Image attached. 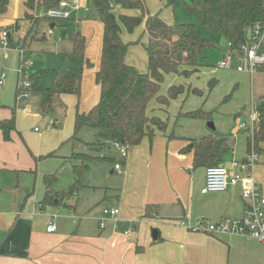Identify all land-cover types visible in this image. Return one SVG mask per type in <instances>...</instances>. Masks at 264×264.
<instances>
[{
	"label": "crops",
	"instance_id": "0c3cea01",
	"mask_svg": "<svg viewBox=\"0 0 264 264\" xmlns=\"http://www.w3.org/2000/svg\"><path fill=\"white\" fill-rule=\"evenodd\" d=\"M11 2L9 0L7 8H10L9 13L6 11L0 16V30L6 29L12 42V37L16 36L25 43L30 25V19L25 17V0H14L13 6ZM80 3L90 8L82 0ZM132 10L119 6L114 8L116 14L138 15ZM80 11L86 15L89 10ZM44 13L45 10L40 9L38 12L33 11V16L42 17ZM47 21L50 27L55 26L53 21ZM55 22L63 26L62 21ZM91 24V20H83L80 33L85 37L84 55L89 62L82 65V71L87 67L93 70L85 71L86 80L80 78L78 99L74 94L57 96H67V101L72 100L73 120L76 104L79 112H87L99 99L100 89L95 82V71L100 59L102 25L100 23L99 33L95 32L93 37ZM121 38L129 43L125 61L140 71H146V52L130 46L133 41H125L123 36ZM17 61L20 62V57ZM202 69L185 78L189 85H183L182 92L174 98L160 102L154 97L149 101L148 114L164 121L165 128L153 127L152 139L144 137L138 145L129 147L125 160L115 161L114 155L109 153L111 144L101 150H91L94 157L112 159L95 161H115L114 165L120 163L124 167L122 173H118L114 165L109 170L110 174L116 172L122 175L119 193L107 192L106 185L97 187V192H90L88 189L95 186L80 182L73 194L61 195L49 203H42L47 189L44 175L54 173L63 179L59 185L55 178L50 186L53 194L67 188L73 180L72 172L64 170L61 177L60 170L55 169L57 162L60 163V159L55 157H65L66 151L58 148V141L54 145L44 146L43 140H40L42 132L35 128L34 134L39 140L37 143L31 142L22 135L17 120L8 140L4 139L0 129V264H264V242L247 235L210 234L190 229L200 219L214 222L223 217H240L244 201L240 184L230 185L223 192H200L206 166H193V152L184 150L189 139L209 134L214 137L228 136L231 148L219 163L245 160L248 154V133L245 130L234 132L230 128L225 133H216L221 120L216 121V127L212 130L207 126V120L192 119L186 115L192 110L213 105L207 102L209 93L205 94L203 90L204 87L206 89L204 85L209 74H205L202 83H194L195 77L199 79L204 73ZM176 75H165L160 96L166 95L169 86L180 84L181 79L178 77L182 76ZM241 79L242 86H245V76H241ZM5 83L0 84V121L10 116L11 102H16V80L12 78L4 86ZM236 85L238 87V83ZM193 87L201 89L203 94L192 93L190 88ZM263 93L262 82L256 103ZM204 95L205 100L202 99ZM250 99L253 101L252 95L243 106L235 104L233 119H238L242 110H248L246 106ZM29 109H22V112L28 113ZM51 125L55 126L56 122ZM46 127L49 128L50 124ZM239 138L243 141L244 150L235 152L234 144ZM259 146L258 160L251 170L264 193V142ZM51 151H55L56 155L40 158ZM47 161H52L51 168L46 164ZM112 207L119 208L117 224L107 217L104 227H100V211ZM148 208L149 214L146 213ZM51 221L56 226L54 231L47 230ZM181 221L186 225H181ZM130 226L134 229L128 235L124 234ZM152 229L157 230L155 238Z\"/></svg>",
	"mask_w": 264,
	"mask_h": 264
},
{
	"label": "trees",
	"instance_id": "16d2710c",
	"mask_svg": "<svg viewBox=\"0 0 264 264\" xmlns=\"http://www.w3.org/2000/svg\"><path fill=\"white\" fill-rule=\"evenodd\" d=\"M59 1L25 0V17L28 19L36 17L35 24L38 26L42 20H48V18L33 16V11L47 10L58 5ZM8 4L9 0H0V16L7 11ZM93 6L97 10L102 25L100 59L95 71V82L99 85L100 93L97 103L87 112H79L76 104L73 120L74 133L71 138L77 139V131L87 125L94 132V140L89 143L91 150H101L112 141L128 144L129 147L138 145L144 137L152 139L153 127L165 128L164 121L148 114L149 101L156 97L160 102H166L183 90L182 84L171 85L166 95L160 96L158 93L165 75L173 73L186 78L192 73L199 72L206 66L201 59L202 51L213 44L192 23H168L160 17L159 13L148 12L145 0H93ZM115 6L136 9L139 15L116 14ZM189 12L198 18L204 29L221 33L234 49L244 44L247 29L255 24L264 25V0H204L202 9L189 7ZM142 23L147 34V42L144 45L147 56L146 71H140L125 61L124 56L129 43L121 38L122 26L126 31L132 32ZM41 38H45V35H41ZM7 42L12 44L9 37ZM71 43L72 53L68 57L72 65L43 69L31 76L30 92L31 95H37L40 98L43 113L53 110L55 96L74 94L77 99L79 98L82 65L89 63L84 55V35L75 31L71 36ZM256 71L262 75L264 86V62L256 66ZM48 76L51 78L50 84L45 85L42 80ZM217 84V79H210L207 83L209 92ZM236 88L235 84L224 99L228 98ZM190 91L200 96L203 94L197 87L190 88ZM16 95L15 85V100ZM255 109L258 122L252 139L249 135L246 138L248 151L252 144L258 151L260 143L264 142V93L259 97ZM210 113L211 111L198 108L186 115L209 121ZM14 128L15 113L12 107L10 116L0 121V129L5 140L9 139V133ZM230 148L231 140L228 136L214 137L209 134L190 138L184 150L193 152L194 167H207L218 164ZM55 155L56 152L51 151L44 156L41 155L40 158ZM69 157L75 159L78 164L72 168L71 184L60 192H55L59 195L73 194L76 191L81 182L82 171L91 161L108 158L94 157L84 152L75 153V151H72ZM55 178L54 173L43 177L47 187L41 200L44 204L57 198L50 190ZM146 213H150L149 208Z\"/></svg>",
	"mask_w": 264,
	"mask_h": 264
},
{
	"label": "rangeland",
	"instance_id": "374dc122",
	"mask_svg": "<svg viewBox=\"0 0 264 264\" xmlns=\"http://www.w3.org/2000/svg\"><path fill=\"white\" fill-rule=\"evenodd\" d=\"M11 1L13 6L14 0ZM82 1L90 7L87 14L84 15V13L81 11L71 12L70 17L62 21L63 26L53 21L55 26L51 27V34L48 33L50 23L47 20L41 21V23L36 26V17H33L30 18V25L26 32V35L28 37L25 43H22L21 38L13 36L12 44H4V40L0 37V74L3 71L6 72V83L11 81L12 78L17 81V62H19L17 61L18 57H20V60L22 62H26L28 64L30 76L37 72H40L43 69L59 68L69 65L71 62H69L67 56L72 53V43L70 41V37L75 31L81 32L83 20H91L92 24L90 25V29L94 32L93 37H95V32L99 33L100 20L97 10L93 6V0ZM203 2L204 0H172L171 2H167L166 0H145L148 12L159 13L160 17L168 23H192L198 30L201 31L204 37L208 38L211 41L213 45L211 47L203 49L201 54V59L206 65L202 69V72L204 73L200 76L202 80L200 82V78L196 79V76L194 83L196 85L202 83L205 79V74H209V78L206 79V83L204 85L206 86V89L205 87L204 89L202 88L205 91V94H208V81L212 78L219 80L218 84L209 92V95L207 97V102H209V104L213 103V105L210 108L203 107L202 109L211 111V120L209 121H212L214 123V126L217 120L222 121L218 123L217 127L215 126L216 133H219L220 131H223L225 133L230 128L233 129L232 131L237 132V124L246 119L248 110H242L238 116V119H233V115L236 112L235 104L242 105L243 103H245V100L247 101L249 99L250 95H252L253 103L255 104L257 95L262 90L263 78L262 75L256 71L251 76L250 81L249 72L233 69L237 65H243L241 63V60L239 59V55L234 51L231 52L233 68L226 69L216 66L218 61L222 59L223 55L227 51H229L230 48L228 41L221 33H216L208 29H204L201 26L198 18L190 14L189 7L202 9ZM7 11L9 13L10 8ZM132 12L139 15V11L136 9H133ZM41 35H45V38H41ZM121 36L126 39L125 41H133V43H130V46H133L138 50L141 49L143 52L145 51L144 45L147 42V34L144 31L143 24H139L132 32H128L125 28H122ZM92 70L93 68L89 67L83 69L80 74L81 77L86 80L85 71L87 72ZM243 75L247 80L245 82V86H242L241 76ZM182 77H178L179 79H181L180 84L189 85L185 77ZM43 82L45 83V85H49L50 78L45 77L43 79ZM164 82L165 78L160 85L159 92L160 90H162ZM6 83L4 84V86L6 85ZM236 83H238V87L231 93L228 98L224 99L225 96L230 93L232 87ZM205 98L206 96L202 99L205 100ZM24 106H29L30 109L28 113L22 112V108ZM11 107L15 108V121L17 120L19 130L21 131L23 136L25 135V137H27L31 142L37 143L39 138L36 134H34V128H37V130L42 132V138L40 140H43L44 146L54 145L58 141V148L61 149V151H66L65 155H67L65 157H60L59 155V157H55L60 159V163L57 162L55 169H57L58 171L60 170L61 177L62 171L66 170L68 173H71L73 166L75 164H78L74 163V160L69 157V154H71L70 152L72 150H74L75 153L84 152L93 156L91 149L88 148L89 141H92L93 139V129L91 127L87 125L82 126L77 131V139L71 138V135L74 133L72 113L73 102L72 100L67 101V96L65 98H57V96H55L53 100V110L48 113H43L41 111L40 98L37 95L33 94L28 95L27 98L18 99L15 103L14 100H12ZM246 107L248 108L249 105L247 104ZM190 118L201 119L195 117ZM52 122H56V125L52 126ZM47 124H50L49 128L46 127ZM239 139H237L234 144L235 152L244 150L243 141H241V138ZM94 149H97V147H94ZM109 153L114 155L115 161L125 160V157L122 156L118 151H115L113 147H111ZM51 162L52 161H47L46 163L50 168L51 164H53ZM114 162L95 160L91 161L89 165L82 171L81 182L84 184L88 183L90 186H95L92 189H88L90 190V192H97V187L106 185L107 192L112 194L119 193L122 186V175L116 172H114L113 174L109 173V170L112 169ZM122 168L124 167L122 166ZM56 178L59 185H61L63 183V179L58 178L57 174ZM54 195L57 197L59 196L58 198L61 197V195L56 193ZM102 210L100 211L101 214Z\"/></svg>",
	"mask_w": 264,
	"mask_h": 264
},
{
	"label": "built area",
	"instance_id": "2783aa9c",
	"mask_svg": "<svg viewBox=\"0 0 264 264\" xmlns=\"http://www.w3.org/2000/svg\"><path fill=\"white\" fill-rule=\"evenodd\" d=\"M81 9L88 11L89 8L82 6L80 0H60L58 5L45 10L44 16L50 21H59L68 19L71 12H78ZM48 33H52L51 27L48 29ZM0 37L4 40V44L8 43L7 39L9 33L6 29L0 30ZM227 51L221 60L218 61L217 67L219 68H232V53L236 52L239 55V59L243 65H237L235 68L238 71H247L250 76L256 72V66L264 62V25L255 24L251 28L247 29L244 44H241L238 48H231ZM17 95L16 101L21 98H27L31 94L30 88L32 86V78L29 75V66L26 62L20 63L17 67ZM6 78V72L3 71L0 74V84H3ZM253 101L250 99L248 107V115L246 119L237 124L238 130H245L252 139L255 125L258 122V114L255 109ZM24 111H28L29 106L22 108ZM37 130V128H35ZM122 156L126 157L129 149L128 144H123L118 141L110 142ZM259 153L257 149L250 146L245 161H231V167L228 168L223 163L215 165H209L205 167L204 182L200 189L201 193L207 192H223L230 185L240 184L241 195L244 201L243 213L238 218L223 217L218 221H210L206 219H200L190 229L194 231H202L210 234H239L247 235L258 241L264 242V193L260 190V187L256 183L252 175V167L258 160ZM115 170L118 173L123 172L122 164L115 163ZM235 171H232L234 170ZM118 207L104 208L102 210V216L100 218L99 225L104 227L105 218L110 217L115 224L118 221ZM181 225L185 226V222L181 221ZM56 228L53 221L49 223L47 227L48 231H54ZM134 229L130 226L124 231V234L128 235Z\"/></svg>",
	"mask_w": 264,
	"mask_h": 264
},
{
	"label": "water",
	"instance_id": "95a60500",
	"mask_svg": "<svg viewBox=\"0 0 264 264\" xmlns=\"http://www.w3.org/2000/svg\"><path fill=\"white\" fill-rule=\"evenodd\" d=\"M207 126H208L209 128H211L212 130H214V128H215V127H214V123H213L212 121H208V122H207ZM224 165L227 166L228 168L231 167V164H230L229 161H228V162H225ZM152 236H153L154 238L157 236V230H156V229H152Z\"/></svg>",
	"mask_w": 264,
	"mask_h": 264
}]
</instances>
